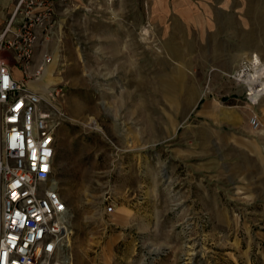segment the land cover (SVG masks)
Returning a JSON list of instances; mask_svg holds the SVG:
<instances>
[{
    "label": "rangeland",
    "instance_id": "374dc122",
    "mask_svg": "<svg viewBox=\"0 0 264 264\" xmlns=\"http://www.w3.org/2000/svg\"><path fill=\"white\" fill-rule=\"evenodd\" d=\"M204 5L58 0L37 86L67 114L54 182L75 264H264V114L253 71L219 72Z\"/></svg>",
    "mask_w": 264,
    "mask_h": 264
},
{
    "label": "built area",
    "instance_id": "2783aa9c",
    "mask_svg": "<svg viewBox=\"0 0 264 264\" xmlns=\"http://www.w3.org/2000/svg\"><path fill=\"white\" fill-rule=\"evenodd\" d=\"M57 3L17 0L0 31V264H75L73 216L54 182L67 114L60 92L37 86L53 60L37 52L53 35Z\"/></svg>",
    "mask_w": 264,
    "mask_h": 264
},
{
    "label": "crops",
    "instance_id": "0c3cea01",
    "mask_svg": "<svg viewBox=\"0 0 264 264\" xmlns=\"http://www.w3.org/2000/svg\"><path fill=\"white\" fill-rule=\"evenodd\" d=\"M203 7H198V14L203 20L197 22L198 29L213 32L215 37H221L223 45L218 70L221 74L237 75L243 67L255 71L257 58L260 60L259 69H264V10L253 5L254 0H202ZM17 0H0V31L14 12ZM212 15V16H211ZM199 16V17H200ZM213 17V19H211ZM228 46V48H226ZM13 75L22 78L21 69L12 58H9ZM258 82V89L262 88ZM238 83V82H237ZM238 90V89H237ZM250 90V89H249ZM239 91V90H238ZM235 95L239 94L236 91ZM235 96L236 102L237 98ZM250 108L259 114H264V92L251 103Z\"/></svg>",
    "mask_w": 264,
    "mask_h": 264
},
{
    "label": "bare ground",
    "instance_id": "6f19581e",
    "mask_svg": "<svg viewBox=\"0 0 264 264\" xmlns=\"http://www.w3.org/2000/svg\"><path fill=\"white\" fill-rule=\"evenodd\" d=\"M255 61L257 62V67H255L256 70L254 71V73L250 74V76H249V78L247 80L245 79V82L251 84L250 85L251 87L249 89L252 92V101L253 102H255V99H257L262 94V92H264V82H262V85H263L262 88L258 89L256 86H254L259 81L261 82L260 79L264 78V69H263L262 72L259 69V66H260V63H261L260 60L257 58Z\"/></svg>",
    "mask_w": 264,
    "mask_h": 264
}]
</instances>
